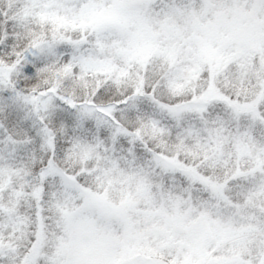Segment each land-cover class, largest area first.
<instances>
[{"label": "snow or ice", "instance_id": "obj_1", "mask_svg": "<svg viewBox=\"0 0 264 264\" xmlns=\"http://www.w3.org/2000/svg\"><path fill=\"white\" fill-rule=\"evenodd\" d=\"M0 264H264V0H0Z\"/></svg>", "mask_w": 264, "mask_h": 264}]
</instances>
